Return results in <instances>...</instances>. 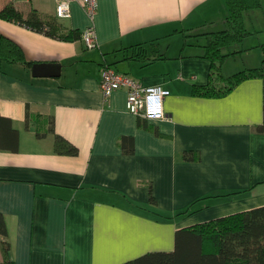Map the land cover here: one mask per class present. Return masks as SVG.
<instances>
[{
  "label": "crops",
  "instance_id": "0c3cea01",
  "mask_svg": "<svg viewBox=\"0 0 264 264\" xmlns=\"http://www.w3.org/2000/svg\"><path fill=\"white\" fill-rule=\"evenodd\" d=\"M98 1L95 15L75 2L59 19L56 0H0V12L9 4L26 17L35 10L66 33L94 27L97 40L89 50L82 38L58 40L0 18V40H13L31 63L0 62L8 230L0 264H125L173 252L181 229L264 206V75L222 97L193 93L210 83L201 35L227 27L225 0ZM233 56L224 79L235 75L229 67L238 64L226 63ZM43 64L59 66V76L37 77ZM107 65L168 89L165 118L132 115L125 90L106 99ZM247 68L264 70V52ZM3 137L17 151L2 148ZM57 137L78 153L59 154Z\"/></svg>",
  "mask_w": 264,
  "mask_h": 264
},
{
  "label": "trees",
  "instance_id": "16d2710c",
  "mask_svg": "<svg viewBox=\"0 0 264 264\" xmlns=\"http://www.w3.org/2000/svg\"><path fill=\"white\" fill-rule=\"evenodd\" d=\"M227 27L216 32L204 33L208 43L205 46V57L213 62V74L210 83L205 87H197L194 94L204 97H222L230 93L241 81L251 77H263V68H252L224 79L217 63L240 52L249 50L246 41L254 32L246 24L247 17L256 21L257 11L264 10V0H225ZM0 18L19 24L32 31L63 41L81 39L79 32H64L55 22L41 17L35 10L26 17L15 5H7ZM264 50V45H262ZM0 62L31 66L22 48L13 40L1 37ZM224 82L225 86H220ZM54 125V123H53ZM54 132V127H52ZM264 133V125L258 129ZM1 147L17 151V144H7L4 137ZM56 151L59 154L76 155L72 147L57 137ZM195 161V157H186ZM154 202V199H153ZM0 236L7 238L8 230L5 218L0 215ZM8 254L9 244L3 242ZM6 264H14L7 261ZM125 264H264V206L246 212L201 223L190 228L177 231L173 252H153Z\"/></svg>",
  "mask_w": 264,
  "mask_h": 264
},
{
  "label": "built area",
  "instance_id": "2783aa9c",
  "mask_svg": "<svg viewBox=\"0 0 264 264\" xmlns=\"http://www.w3.org/2000/svg\"><path fill=\"white\" fill-rule=\"evenodd\" d=\"M57 17L60 19L72 16V8L75 2H80L91 15H95L98 9V0H56ZM87 49L97 47L96 31L89 27L81 34ZM118 90L129 91L127 93V109L137 117L150 121L165 118V100L170 91L163 86L141 87L129 75L120 73L107 65L102 69L101 91L106 99Z\"/></svg>",
  "mask_w": 264,
  "mask_h": 264
},
{
  "label": "rangeland",
  "instance_id": "374dc122",
  "mask_svg": "<svg viewBox=\"0 0 264 264\" xmlns=\"http://www.w3.org/2000/svg\"><path fill=\"white\" fill-rule=\"evenodd\" d=\"M57 3V2H56ZM219 10V6L217 7ZM220 12V11H219ZM258 16L261 15L260 19H262L263 23L261 24H256V30H259V32H254V34L252 36L249 37V39L246 41V48H248L250 51V54H247V51L244 52H240L235 54V56H233V58H231L229 61H227L226 63H237L238 65H233V67H229V70H232V72L236 73H240L242 71H245L249 68H247L248 66H257L258 64V60H259V56L260 54H262V51L264 52L262 45H264V10L259 12V14H257ZM222 17V16H221ZM224 18V15H223ZM60 19V18H59ZM255 21H253L254 23ZM252 21L247 17L246 19V24L248 27L252 28ZM220 24L217 25L216 28H220L218 27ZM248 64V66L246 65ZM217 65L219 66L220 70H221V74L222 76H224V72L226 70V67H224V63L219 64L217 63ZM240 68V69H237ZM114 70L118 71L117 69H115L113 67ZM252 69V68H251ZM241 70V71H239ZM227 72V71H226ZM129 75V74H127ZM132 79H134L131 75H129ZM234 76V75H233ZM232 76V77H233ZM134 81L140 85L141 87H143L139 82H137L135 79ZM145 88V87H144ZM126 91V90H125ZM127 93H129V91H126ZM127 103V102H126ZM127 106V105H126ZM128 110V109H127ZM134 115V114H132ZM135 116V115H134ZM148 120V119H147Z\"/></svg>",
  "mask_w": 264,
  "mask_h": 264
},
{
  "label": "water",
  "instance_id": "95a60500",
  "mask_svg": "<svg viewBox=\"0 0 264 264\" xmlns=\"http://www.w3.org/2000/svg\"><path fill=\"white\" fill-rule=\"evenodd\" d=\"M59 70L60 67L56 65H48V64H43V65H35L34 67V74L37 77L40 76H59Z\"/></svg>",
  "mask_w": 264,
  "mask_h": 264
}]
</instances>
